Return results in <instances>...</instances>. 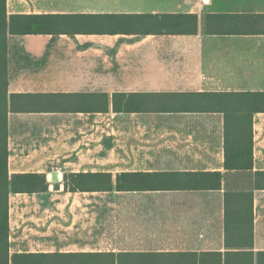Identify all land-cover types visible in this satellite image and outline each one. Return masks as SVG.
Returning a JSON list of instances; mask_svg holds the SVG:
<instances>
[{"label":"crops","instance_id":"obj_1","mask_svg":"<svg viewBox=\"0 0 264 264\" xmlns=\"http://www.w3.org/2000/svg\"><path fill=\"white\" fill-rule=\"evenodd\" d=\"M7 10L57 21L8 36L9 170L49 182L10 194V253L233 264L252 251L257 264L264 111L253 115V168L227 169V100L211 94L264 93V0H7ZM192 14L196 33L170 25ZM69 172L178 173L185 185L70 191ZM200 172H220V188H191L187 174Z\"/></svg>","mask_w":264,"mask_h":264},{"label":"trees","instance_id":"obj_2","mask_svg":"<svg viewBox=\"0 0 264 264\" xmlns=\"http://www.w3.org/2000/svg\"><path fill=\"white\" fill-rule=\"evenodd\" d=\"M184 19L171 20L172 27L184 33H196L197 15H183ZM56 17L50 14H12L7 10V0H0V264H115L114 254L66 253H10L9 197L11 193H41L49 189L44 173H16L9 170L8 148V36L9 34L50 33L56 26ZM206 95V94H205ZM210 95V94H207ZM227 100L224 111L227 115L226 160L227 169L249 170L253 168V115L264 111V93H217ZM125 96H117L116 98ZM257 101L256 106L248 103ZM117 101V99H116ZM115 101V108L118 109ZM125 102V101H124ZM248 102V103H246ZM128 107V103H125ZM229 108V110H228ZM130 111V110H126ZM236 125L231 128L230 119ZM165 172H111L65 173L64 183L70 191H133L172 189L185 185L176 176ZM189 185L197 189H218L221 186L220 172L188 173ZM187 183V182H186ZM253 245L250 239L248 246ZM83 256V255H82ZM230 261V260H229ZM233 264H255L254 252H234ZM257 264H264V252H259Z\"/></svg>","mask_w":264,"mask_h":264},{"label":"water","instance_id":"obj_3","mask_svg":"<svg viewBox=\"0 0 264 264\" xmlns=\"http://www.w3.org/2000/svg\"><path fill=\"white\" fill-rule=\"evenodd\" d=\"M53 180H54V181H56V180H57V179H56V175H55V174H54Z\"/></svg>","mask_w":264,"mask_h":264}]
</instances>
